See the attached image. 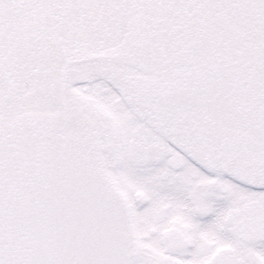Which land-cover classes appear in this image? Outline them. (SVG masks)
Returning <instances> with one entry per match:
<instances>
[{
  "label": "snow or ice",
  "instance_id": "6c2138e0",
  "mask_svg": "<svg viewBox=\"0 0 264 264\" xmlns=\"http://www.w3.org/2000/svg\"><path fill=\"white\" fill-rule=\"evenodd\" d=\"M0 264H264V0H0Z\"/></svg>",
  "mask_w": 264,
  "mask_h": 264
}]
</instances>
